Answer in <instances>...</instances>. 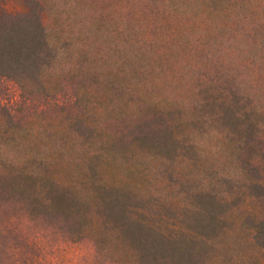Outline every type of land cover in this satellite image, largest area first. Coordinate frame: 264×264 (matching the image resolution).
I'll list each match as a JSON object with an SVG mask.
<instances>
[{"label": "rangeland", "instance_id": "rangeland-1", "mask_svg": "<svg viewBox=\"0 0 264 264\" xmlns=\"http://www.w3.org/2000/svg\"><path fill=\"white\" fill-rule=\"evenodd\" d=\"M35 1L0 0V24L36 12L55 54L43 89L7 82L0 94L15 119L0 115V264H144L101 188L186 230L197 197L221 192L220 225L200 254L159 257L264 264L247 222L264 209L243 164L264 148L238 142L264 138V0ZM20 172L36 182L15 184ZM41 179L83 204L68 215L36 206Z\"/></svg>", "mask_w": 264, "mask_h": 264}, {"label": "trees", "instance_id": "trees-1", "mask_svg": "<svg viewBox=\"0 0 264 264\" xmlns=\"http://www.w3.org/2000/svg\"><path fill=\"white\" fill-rule=\"evenodd\" d=\"M25 1L33 7L39 5L35 0ZM54 59V48L48 32L36 12L29 17H16L2 21L0 24V94H4L3 89L7 82L17 84L22 91H26L28 87L43 89L44 74L51 67ZM0 115L8 124L14 123L13 114L5 106L0 105ZM239 139L238 142L242 147L244 144V149H248L250 144L258 139L261 140L264 148V138ZM152 142L155 147L168 148L169 145L168 142L160 145L157 140ZM243 164L251 181L246 188L248 197L261 204L264 209V149L259 163L246 159ZM11 180L19 186L36 182L33 175L25 172L12 175ZM41 181L44 182L45 196L34 200L33 204L36 206L51 210L48 211L51 214L63 210L68 215L67 211H72L83 204L76 193L43 179ZM234 187L233 184L228 185L230 192ZM97 197L108 216L118 223L120 234L139 244L141 260L144 264H171L168 260L159 257L158 252L162 248L175 249L189 259L200 254L211 235L219 227L222 215L220 210L226 202L221 192L214 189L199 195L197 197L199 208L191 216L190 230H186L172 222L163 227L160 219L155 218V213H153L155 216L148 213L140 205H128V198L119 191L101 188ZM247 222L253 231L252 241L264 257V210L260 216H248ZM94 242L98 245L96 240ZM183 251L188 252V255Z\"/></svg>", "mask_w": 264, "mask_h": 264}]
</instances>
